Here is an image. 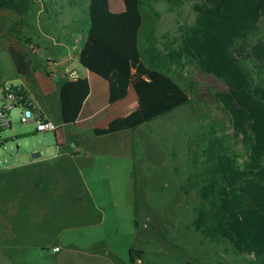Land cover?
<instances>
[{"label":"rangeland","instance_id":"1","mask_svg":"<svg viewBox=\"0 0 264 264\" xmlns=\"http://www.w3.org/2000/svg\"><path fill=\"white\" fill-rule=\"evenodd\" d=\"M122 1L127 4L126 0H37L38 6L46 5L44 11L40 9L39 20L36 5L20 16L21 19L13 10L0 9V85H23L22 76L16 72L11 46L16 45L17 52L38 57L45 54L47 46L37 43L42 28L52 26L54 37L61 40V35L70 34L72 20H77L86 39L89 5L120 11L118 6ZM140 2L141 59L176 81L188 94L189 102L148 125L147 143L138 148L135 165L99 163L92 172L84 173L104 216L100 213V217L92 218L87 205L75 200L77 190L69 192L63 185H60L62 189L60 186L38 189L32 197V192H28L32 181L30 169L0 172V264H77L79 255L72 256L66 250L100 239H107L113 251L126 256L135 232L140 238L147 234V254L141 264H186L188 261L193 264H255L253 256L235 255L228 242H210L188 226L199 200L197 188L184 192L183 186L201 166L198 134L213 132L230 143L239 163L246 160L242 136L234 133L230 116L218 99L221 85L200 74L182 56L175 59L169 56L179 50L183 28L194 21L195 1ZM151 39L156 43L155 53L149 51ZM59 54L57 49L53 52L55 56ZM253 63L251 59L244 61L249 69L253 68ZM20 113V109L12 111V128L0 134V170L19 166L17 149L22 141L17 138L28 129H32L28 133L33 135L29 140L41 146L43 158L55 154L53 133L47 134L53 141L44 142V134L36 133L35 125L20 123ZM52 122L57 125L55 120ZM52 164L71 166L63 160ZM23 240L30 246L16 251L23 246ZM43 242L57 245L61 253L43 248Z\"/></svg>","mask_w":264,"mask_h":264},{"label":"trees","instance_id":"2","mask_svg":"<svg viewBox=\"0 0 264 264\" xmlns=\"http://www.w3.org/2000/svg\"><path fill=\"white\" fill-rule=\"evenodd\" d=\"M194 1V21L183 28L180 48L169 56H182L221 85L218 99L234 133L242 136L246 160L239 163L230 143L213 132L198 134L201 166L183 186L184 192L197 188L199 200L188 226L210 242H228L235 255H251L255 264H264V0ZM36 2L0 0V9L23 16ZM126 2L128 10L119 13L89 5L78 63L108 83L109 102L122 99L132 85L149 124L187 104L189 96L169 75L141 61V2ZM10 52L16 63L24 56ZM248 59L252 69L244 64ZM88 95L85 78L62 84L63 126L78 119Z\"/></svg>","mask_w":264,"mask_h":264},{"label":"crops","instance_id":"3","mask_svg":"<svg viewBox=\"0 0 264 264\" xmlns=\"http://www.w3.org/2000/svg\"><path fill=\"white\" fill-rule=\"evenodd\" d=\"M36 6L38 7L36 17L39 20L40 13L46 9V5L38 6L36 3ZM115 7L117 6L115 5ZM118 7L121 9L120 11L107 8L114 13L128 10V5L123 1ZM18 16L20 17V15ZM71 25L70 34L65 35L64 33L61 35V40L54 37L52 26L42 28L43 33L38 37L37 43L47 45L44 48L45 54H40L38 57L32 55L31 57L24 53V56L17 58L16 63V72L23 79V85L16 88L27 92L36 110L45 119L56 121L57 132L43 133L44 142L53 141L52 137L47 135L53 133L56 147L52 151L55 154L43 158L41 146L37 147L34 141L29 140L33 135L28 133L32 129H28L26 133H19L17 138L22 141L20 148L17 149L19 166L5 167L0 172L16 169L32 170L31 186L28 187V192H32V197L38 189L46 190L51 186L63 185V188L67 187L69 192L77 190L74 193L75 200L86 204L92 218H96L101 216L102 210L96 205L84 173L92 172L99 163L122 162L127 166L135 165L138 148L147 143V127L158 119L149 124L145 123L140 101L132 85L128 86L122 99L109 102L108 83L94 73L81 68L78 63V55L86 39L82 30L77 26V20H72ZM155 44L152 40L149 49L151 53L157 51ZM11 47L15 50L18 49L16 45ZM56 49L60 53L58 56L53 55ZM39 51L37 49V52ZM141 61L147 66L146 62L142 59ZM48 62L54 63V75L49 74ZM71 71L87 80L89 95L83 102L78 119L71 125L63 126L60 116L59 92L62 84L67 80L66 73ZM29 77H31L30 81H28ZM59 160H63L71 166H33L51 164ZM66 182L72 185L69 186ZM54 183L59 185H54ZM61 189L58 192H61ZM102 215L104 216V212ZM146 236L147 234L140 238L135 232L134 236H131L132 242L126 256L113 251L107 239L91 242L81 248L72 246L66 251L72 256L79 255L77 264H141L147 254L145 251L148 246ZM21 243L23 246L17 248L16 251L25 250L28 248L25 247L26 245L30 246L24 240ZM41 246L51 249V252L56 254H60L62 251L57 245H50V243L43 242ZM135 252L139 253L138 257L135 256ZM1 253H4L3 250ZM186 264L193 263L188 261Z\"/></svg>","mask_w":264,"mask_h":264},{"label":"built area","instance_id":"4","mask_svg":"<svg viewBox=\"0 0 264 264\" xmlns=\"http://www.w3.org/2000/svg\"><path fill=\"white\" fill-rule=\"evenodd\" d=\"M48 67L49 74L54 75V63L48 62ZM66 76L68 81H77L80 78L79 75L73 71L66 73ZM14 109L21 110L19 115L20 123H33L37 133L57 132V125L45 119L42 114L36 110L33 101L25 90L3 84L0 87V134L4 130L12 128L10 115Z\"/></svg>","mask_w":264,"mask_h":264}]
</instances>
